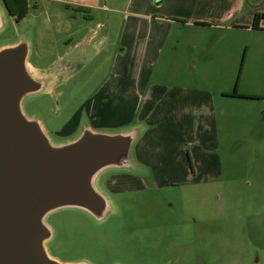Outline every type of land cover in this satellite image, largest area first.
Instances as JSON below:
<instances>
[{
  "label": "rangeland",
  "instance_id": "rangeland-1",
  "mask_svg": "<svg viewBox=\"0 0 264 264\" xmlns=\"http://www.w3.org/2000/svg\"><path fill=\"white\" fill-rule=\"evenodd\" d=\"M28 1L29 13L18 22L0 0V49L26 43L30 63L61 67L59 84L27 96L22 104L24 114L43 125L53 145L78 140L92 126L86 113L80 118L81 109L110 75H116L110 81L115 89L111 99L115 104L124 100L132 114L135 93L126 91V77L117 78L128 57L136 59V73L142 64L149 69L151 83L163 85L158 87L163 93L175 87L189 97L181 111L169 110L165 100L151 120L143 112L139 125L132 127L140 131L131 153L136 167L107 169L95 178L110 203L104 219L75 207L47 217L53 231L49 255L62 263L264 264V20L261 29H252L255 9L250 2L204 27L180 24L167 31L157 25L162 39L156 57L142 59L130 55L128 31L120 41L124 27L142 25L128 12L93 11V21L78 11L71 20L65 5ZM136 1L101 0L122 12H132ZM222 3L219 9L232 8ZM202 7L208 13L211 6ZM70 21L77 25L74 33L68 30ZM100 22L106 29L85 51L78 40ZM71 37L76 50L55 63L71 50L66 46ZM152 39L146 31V44ZM147 45H140L141 53ZM237 83L241 94L261 99H223ZM133 86L128 84L130 90ZM194 97L199 106L192 103ZM100 130L96 132L115 135L124 129ZM141 152L153 154L150 159L153 164L158 160L164 178L152 179L138 162Z\"/></svg>",
  "mask_w": 264,
  "mask_h": 264
},
{
  "label": "water",
  "instance_id": "water-1",
  "mask_svg": "<svg viewBox=\"0 0 264 264\" xmlns=\"http://www.w3.org/2000/svg\"><path fill=\"white\" fill-rule=\"evenodd\" d=\"M46 87L29 64L26 43L0 49V264H90L49 255L47 217L75 207L104 219L110 203L95 178L136 167L131 153L139 128L110 135L85 127L78 140L53 145L22 108Z\"/></svg>",
  "mask_w": 264,
  "mask_h": 264
},
{
  "label": "crops",
  "instance_id": "crops-1",
  "mask_svg": "<svg viewBox=\"0 0 264 264\" xmlns=\"http://www.w3.org/2000/svg\"><path fill=\"white\" fill-rule=\"evenodd\" d=\"M52 1L65 5L67 10H71L70 12H72V15H70L69 17L71 20L76 19L74 13H78V9H82L84 11L79 12L80 14H86L91 16V18H93V21L96 19V17L92 15L93 11L104 12L105 10H110L115 13L128 12L132 18L140 19L142 25H140L139 27H136L135 25H130V27L126 28V30L124 27L120 41L123 40V36L128 31L129 36H127V39L130 40L128 41V45L130 48H132L130 55L133 56L137 54L140 55L139 57L145 56L142 59H151L153 57H156L157 48L161 44V42L159 43V41L162 39L161 33L157 30V25L161 26L163 24L167 31H169L173 26H177L180 24L187 27H204L208 26L210 24V21H213V18H216L217 20L225 19L231 16V14L239 12V10L244 8L246 2H250L252 8L255 9L254 18L258 11L263 10L264 8V0H137L135 5L130 6L133 8L132 12L129 9H125L122 12L121 9H116L110 6L106 7V5L102 4L101 0H82L81 2H72L68 0ZM223 1L229 3L232 8L228 10L226 8L219 9L220 6L223 4ZM202 6H211L209 12L206 13L207 10H203ZM67 24L69 25L68 30L74 33L73 28H76L77 25L72 26L71 21ZM144 24H146L147 27H145ZM106 27L107 25L103 24V22L97 23L94 28L89 29V33L87 36H85L83 39L78 40L77 45L80 46L85 44L86 51V47L88 46L92 38L95 35L100 34L103 30L106 29ZM146 31L148 35L153 38L150 41L151 45L146 44ZM73 40L74 39L71 37L66 41V46L70 47L71 50L67 51L65 56H59L58 60H56L55 63L58 61H60L61 63L66 57L69 58L70 54L74 50H76V44L74 47H71ZM140 45L149 46L147 49H145V54L141 53ZM128 58L123 61L121 73H119L121 75L117 74L119 76L117 78L118 80L123 77L127 78L125 82V85L127 86L126 91L129 90V92H131L133 90V93H135L134 98H137L135 108L133 109L132 114L128 115L125 110L126 107L124 100H122L121 102L119 99L117 104H115V100L111 99L112 92L115 89H112L110 81L112 79L114 80L116 75H110L105 79V81L102 83V85L96 92H92V97H89V99H87L85 106H83V110L81 109L80 118L82 117L83 113H86L87 117L92 123V126L89 128L93 130V132L101 131L100 129L102 128H116V130L120 128L121 130L124 129L123 131H127L129 128L139 125L138 122L140 121V117L143 112H145L146 114L145 119L149 118L151 120V117L157 112L159 107L163 105L165 100L171 106L169 110L174 108L176 110L181 111L188 104L189 97L188 92H186V90L180 88L175 89V87H173L167 90L168 93H163L161 91V86L163 85L151 83V76H148L147 73L150 72L149 69L144 67L142 64L139 66L140 68L136 73V70L134 71L132 69V64H135L134 60L136 59H133L134 57L129 59ZM29 64L33 72L39 79L47 81L48 88L46 87V90L50 89V87H54L56 84H59L58 82L60 81L62 75L61 67L50 69L43 66H35L30 62ZM132 77H134V79ZM131 83H134V86L133 89L130 90L128 88V84ZM158 87H161L160 90ZM196 99V97L192 98V103L195 105L197 104ZM223 99H231L236 102L248 100L241 98H231L229 96H223ZM197 106H199V104H197ZM153 126L154 125H152V127ZM130 130L131 129H129L128 131ZM138 156V162L144 163L152 179L158 180L159 178H164L166 171H162L161 166L158 165V160L156 161V163L153 164L152 160L150 159L153 154L150 153L147 156L144 152H141L138 153Z\"/></svg>",
  "mask_w": 264,
  "mask_h": 264
},
{
  "label": "trees",
  "instance_id": "trees-1",
  "mask_svg": "<svg viewBox=\"0 0 264 264\" xmlns=\"http://www.w3.org/2000/svg\"><path fill=\"white\" fill-rule=\"evenodd\" d=\"M6 7L8 9V12L11 16L15 17L18 22H21L24 20L30 10V5L28 0H4ZM79 12H84L82 9H78ZM86 19H91V16L86 15ZM264 20V13H257L254 18L253 23V30H259L261 29V22ZM246 54V53H245ZM226 96H229L231 98H241V99H248V100H256L261 99L259 96H252L248 94H241L239 92V85L237 83L235 91L233 93H229Z\"/></svg>",
  "mask_w": 264,
  "mask_h": 264
}]
</instances>
